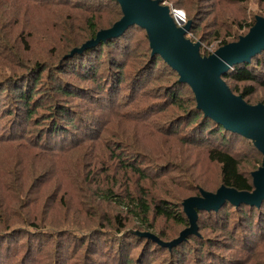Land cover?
<instances>
[{"label": "trees", "instance_id": "16d2710c", "mask_svg": "<svg viewBox=\"0 0 264 264\" xmlns=\"http://www.w3.org/2000/svg\"><path fill=\"white\" fill-rule=\"evenodd\" d=\"M0 1V7L6 8L5 12L0 11V50L7 53L4 57L6 70L0 69V123L3 129L6 128L8 140L15 141L26 135L36 147L45 144L53 147L66 137L75 138L81 133L100 138L105 125L100 123L102 114H95L94 109L112 105L108 124L112 144L105 150L106 159L112 161L111 167L100 168L97 165L105 155L96 159L90 154L85 160H90L88 168L84 166L82 172V181L92 183L99 201L119 206L126 214H112L95 232L102 245L101 251L108 254V260L112 262L113 259L117 264H153L156 256L161 259L158 264H246L242 257L254 252L257 245L264 244V200L259 205L225 202L217 210L197 211L198 234L190 235L170 248L134 232H150L163 242L176 238L188 226L182 201L199 195L200 189L213 192L203 187L208 186L203 174L196 176L207 163L217 167L218 187L224 185L252 192L251 173L262 160L254 145L204 116L196 108L189 85L178 81L177 72L161 56L151 54L149 43L143 51L140 66L123 71L130 51V29L138 28L137 25L82 53L66 56L72 49L95 37L99 30L109 28L121 18V10L118 15L111 14L104 0ZM224 1L242 3L246 0ZM40 11L43 16L37 17L36 13ZM188 20L193 23L192 19ZM18 27H21L20 32L14 33ZM226 43L229 42L223 40L219 46ZM10 52L12 54L8 56ZM200 53L210 54L201 48ZM165 73L168 75L163 84L155 90L144 86L150 79V83L157 82ZM222 79L232 93L241 95L248 104H257L247 99L253 95L257 85L264 86V50L248 62L231 67ZM141 90V98L148 94L153 99L148 104V115L144 117L149 121L145 125L147 136H154L156 128L159 136L166 138V147L157 153L149 150L141 140L142 149H131L128 143L131 136L121 127L124 117L128 121L133 117L146 121L140 116H128L124 110L126 107H131L130 111L136 110L135 96ZM120 107L124 113L117 114L121 113ZM168 109L178 114H172L175 118L164 120L159 127V119L164 115L159 112ZM135 128H138L136 123L132 124V129ZM88 141L89 138H85L78 145ZM137 141L132 138L133 143ZM242 142L248 148L249 159L244 158L241 146L236 147ZM195 152L198 157L193 159ZM125 177L128 181L123 183ZM148 185L151 193L147 190ZM56 203L58 206V201ZM3 209L0 203V210ZM129 217L135 220L131 230L126 228ZM162 220L173 225L172 235H167L161 228ZM2 223L8 226L5 221ZM103 225L114 229L108 236L111 242L104 240L106 236L101 237L105 230ZM201 230L207 232L203 234ZM208 232L214 236H209ZM33 246L32 241L24 246L25 258L32 253ZM132 249L135 252L132 253ZM217 249L238 256L234 258V254H230V257L218 253Z\"/></svg>", "mask_w": 264, "mask_h": 264}, {"label": "rangeland", "instance_id": "374dc122", "mask_svg": "<svg viewBox=\"0 0 264 264\" xmlns=\"http://www.w3.org/2000/svg\"><path fill=\"white\" fill-rule=\"evenodd\" d=\"M162 1L171 10L184 13V21L181 25L185 24L189 18L193 20L192 28L186 37L192 41L200 40L201 49L208 50L210 53L220 47L221 41H235L239 35L244 34L255 15H264V2L261 0H246L242 3H228L224 0ZM104 2V5H108L107 10L111 14H120L119 5L114 3L115 0H104ZM176 6L179 8H175ZM5 10V6L0 7V11L5 12ZM36 16L42 17L43 12H37ZM20 28L18 27L14 33H19ZM129 34L130 51L123 71L130 68L135 70L139 67L143 51L148 47L144 29L134 27L130 29ZM11 54L10 52L8 56ZM6 55L7 53L1 49L0 69L4 71L7 65L4 62ZM167 75L168 73H165L164 77L157 82L150 83V79L144 86L153 87L155 90L159 84H163ZM142 93L141 90L135 96V102L137 101L134 105L135 111H130L131 107H126L124 110L128 112V116H140L146 121H141L136 117L128 121V118L124 117L121 127L131 136L128 141L131 149H142V143H144L149 150L157 153L166 147L164 144L166 138L160 137L156 128L154 136H147L145 125L149 121L144 117L148 115L146 113L149 112L148 104L153 99L152 95L148 94L141 98ZM185 93L183 89V94ZM120 94L123 95L124 92ZM247 100L251 103L264 102V86L257 85L253 95ZM111 109V104L104 109H94L95 114H102L100 123L105 125V132L100 138L93 137V134L81 133L75 135V138L66 137L60 144L53 147L47 144L36 147L26 135L15 141L8 140L6 128L3 129L0 123V135L3 136V140L0 141V203L4 208L0 210V264H117L113 259L112 262L108 260L107 253H102V245L96 239L95 232L100 230L102 222H106L112 214L116 212L122 216L126 214L120 210L119 206L107 205L99 201L95 189L92 188V183L82 181L83 168L86 166L87 169L90 161L85 160L90 154L96 159L105 155L97 165L100 168L106 165L111 167L112 161L106 159L107 151H105L108 145L112 144L111 136H109L111 127L108 126ZM118 110L121 113L117 114L124 113L121 107ZM173 111L175 110L168 109L159 112L164 114L159 119V127L162 126L161 123L164 120L175 118L172 114L178 113H172ZM134 123L138 125V128L133 130L132 124ZM21 132H23L22 129ZM133 137L138 140L136 143L132 142ZM85 138H89V141L79 146L78 143ZM239 146H241L240 150L244 158L249 159L246 144L242 142L236 147ZM192 156L194 159L198 157V153L195 152ZM204 168H201L203 170L196 176L203 174L202 178L208 182V186L203 187L215 192L219 188L217 167L207 163ZM86 174L88 176V173ZM173 174L177 173L173 172ZM117 179L119 180L118 177ZM127 181L126 177L122 179L123 183ZM147 188L151 193V186L148 185ZM56 201H58V206ZM7 206L9 209L6 210ZM129 220L126 228L134 229L135 220L130 217ZM2 221L8 223V226ZM160 225L167 235L174 233L173 225L169 221L162 220ZM103 226L105 230L101 237L106 236L104 240L111 242L112 239L108 236L113 234L114 229L109 225ZM178 228L180 229V226ZM66 230H69V233ZM200 232L204 234L207 231L201 230ZM208 234L211 237L214 236L212 233L208 232ZM28 241H32L34 246L32 253L30 252L25 258L23 250ZM61 250H63L62 254ZM131 252H135V249ZM217 252L230 257H232L230 254H234V258L238 256L236 253L221 249H217ZM242 258L246 260V264H264V244L257 245L254 252ZM160 260V257L155 256L153 264H158Z\"/></svg>", "mask_w": 264, "mask_h": 264}, {"label": "water", "instance_id": "95a60500", "mask_svg": "<svg viewBox=\"0 0 264 264\" xmlns=\"http://www.w3.org/2000/svg\"><path fill=\"white\" fill-rule=\"evenodd\" d=\"M122 16L112 26L99 30L95 37L66 55L72 57L107 39L118 37L130 26L144 29L151 54L159 55L177 72L178 81L191 88L196 108L204 116L248 139L261 153V165L251 173L253 191H238L221 185L215 192L200 189V194L185 198L181 205L188 226L169 242L150 232L134 233L150 238L165 247H173L188 236L198 234L197 211L217 210L223 203L259 205L264 200V104H248L241 95L232 93L222 77L234 65L248 62L264 50V16H255L248 31L236 41L221 45L208 55L200 53V40L186 37L191 20L178 25L169 6L162 0H115Z\"/></svg>", "mask_w": 264, "mask_h": 264}, {"label": "built area", "instance_id": "2783aa9c", "mask_svg": "<svg viewBox=\"0 0 264 264\" xmlns=\"http://www.w3.org/2000/svg\"><path fill=\"white\" fill-rule=\"evenodd\" d=\"M172 13V17L174 19V21L178 24L181 25V22H183V18H184V13L182 11L179 10H171Z\"/></svg>", "mask_w": 264, "mask_h": 264}]
</instances>
